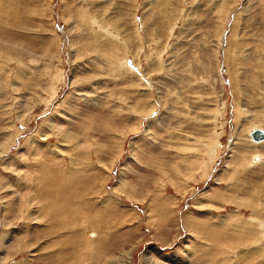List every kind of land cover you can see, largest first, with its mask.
I'll return each mask as SVG.
<instances>
[{"label": "rangeland", "instance_id": "1", "mask_svg": "<svg viewBox=\"0 0 264 264\" xmlns=\"http://www.w3.org/2000/svg\"><path fill=\"white\" fill-rule=\"evenodd\" d=\"M257 128L264 0H0V264H264Z\"/></svg>", "mask_w": 264, "mask_h": 264}, {"label": "water", "instance_id": "2", "mask_svg": "<svg viewBox=\"0 0 264 264\" xmlns=\"http://www.w3.org/2000/svg\"><path fill=\"white\" fill-rule=\"evenodd\" d=\"M250 136L254 142H264V130L262 129L252 130Z\"/></svg>", "mask_w": 264, "mask_h": 264}, {"label": "bare ground", "instance_id": "3", "mask_svg": "<svg viewBox=\"0 0 264 264\" xmlns=\"http://www.w3.org/2000/svg\"><path fill=\"white\" fill-rule=\"evenodd\" d=\"M257 129H260V128H257ZM253 130H254V129H253ZM262 130H264V129H262ZM250 133H251V132H250ZM249 135H250V134H249ZM250 137H251V136H250ZM251 140H252V138H251ZM252 142H253V143H256V144H262V143H264V142H261V143H260V142H259V143H258V142H254L253 140H252ZM260 158H261V156H260ZM254 161H255V160H254Z\"/></svg>", "mask_w": 264, "mask_h": 264}]
</instances>
